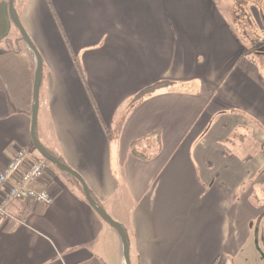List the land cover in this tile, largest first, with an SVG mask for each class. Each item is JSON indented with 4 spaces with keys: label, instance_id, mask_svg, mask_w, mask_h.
Returning a JSON list of instances; mask_svg holds the SVG:
<instances>
[{
    "label": "crops",
    "instance_id": "0c3cea01",
    "mask_svg": "<svg viewBox=\"0 0 264 264\" xmlns=\"http://www.w3.org/2000/svg\"><path fill=\"white\" fill-rule=\"evenodd\" d=\"M14 4L43 60L38 139L125 228L131 264H240L264 214V151L244 156L248 138L264 146L259 40L246 54L215 0ZM8 40L0 50V170L19 148L38 155L37 58L9 0H0V46ZM159 82L170 85L134 100ZM137 140L154 156L135 157ZM51 167L54 202H15L0 219V264H126L117 230L74 176Z\"/></svg>",
    "mask_w": 264,
    "mask_h": 264
},
{
    "label": "rangeland",
    "instance_id": "374dc122",
    "mask_svg": "<svg viewBox=\"0 0 264 264\" xmlns=\"http://www.w3.org/2000/svg\"><path fill=\"white\" fill-rule=\"evenodd\" d=\"M215 2L220 6L219 8H221L220 10L226 19H229L234 31H236V35L244 40L246 54L250 53L248 50H250L251 46H255V43L252 42L253 40H259L258 46H264V0H215ZM261 52L264 53V51ZM251 55L256 57L254 52ZM257 63L264 70V58H259ZM44 143L50 150V146L46 142ZM247 143V150H245L246 154L244 156H252L256 152L264 151L261 141L248 138ZM35 152L36 154L38 153L36 149ZM37 156L41 155L38 153ZM51 166L58 172L71 176L53 164ZM261 167L263 170L264 166ZM253 222V236L245 245L244 251L238 259H235L236 263L240 260V264H264V214L259 219L253 220Z\"/></svg>",
    "mask_w": 264,
    "mask_h": 264
},
{
    "label": "built area",
    "instance_id": "2783aa9c",
    "mask_svg": "<svg viewBox=\"0 0 264 264\" xmlns=\"http://www.w3.org/2000/svg\"><path fill=\"white\" fill-rule=\"evenodd\" d=\"M50 169L44 157L29 158L27 150L19 148L0 170V219L11 217L9 209L15 202L51 205L55 196L49 189Z\"/></svg>",
    "mask_w": 264,
    "mask_h": 264
},
{
    "label": "water",
    "instance_id": "95a60500",
    "mask_svg": "<svg viewBox=\"0 0 264 264\" xmlns=\"http://www.w3.org/2000/svg\"><path fill=\"white\" fill-rule=\"evenodd\" d=\"M15 0H9V10L10 15L12 17V20L14 24L16 25L22 39L24 42L28 45V47L34 52L37 58V68L35 72V83H34V104L32 109V121H31V137L33 141V145L35 149L38 151V153L44 157L47 161H49L51 164L56 166L58 169L74 176L79 183L82 186V189L84 191L85 197L89 205L93 208V210L110 226H112L114 229L117 230L119 233L121 240L123 242V250H124V257L126 264H131L130 261V245L128 242L127 234L125 231V228L116 220H114L108 212L100 207L98 203L94 200L91 191L86 184L85 180L82 178V176L73 170L70 166L65 164L64 162L60 161L56 156L51 154L39 141L37 133H36V126H37V120H38V111H39V96H40V87H41V71L43 66V60L42 57L36 48L35 44L33 43L32 39L30 38L28 32L24 28L21 19L19 17V14L15 8L14 4Z\"/></svg>",
    "mask_w": 264,
    "mask_h": 264
},
{
    "label": "trees",
    "instance_id": "16d2710c",
    "mask_svg": "<svg viewBox=\"0 0 264 264\" xmlns=\"http://www.w3.org/2000/svg\"><path fill=\"white\" fill-rule=\"evenodd\" d=\"M20 39H22V37H21V35H20ZM9 41L10 40H8V42H5L6 44H4V46H0V50H2V49H4V48H9L10 46H8L9 45ZM7 43H8V45H7ZM254 47H256V46H254ZM170 85V83L169 82H159V83H156V84H154V85H152V86H150V87H148V88H146V89H144V90H142L141 92H139L136 96H135V98H134V100L135 101H139V100H142L144 97H146V96H150V95H152V94H154L158 89H160V88H163V87H166V86H169ZM152 137L153 138H155V140H156V142L158 143H156L159 147H160V141H161V138H160V136H159V133L158 132H156V133H153L152 134ZM145 141V140H144ZM143 143V141L142 140H137V141H135V142H133L132 144H131V146H130V151H131V153L135 156V157H138V158H141V159H149V158H151V157H153L154 155H150V154H148V155H146V154H144L141 150H140V148H141V144ZM155 144V145H156ZM59 159V158H58ZM60 161H62L61 159H59ZM63 162V161H62ZM50 163V162H49ZM51 164V163H50Z\"/></svg>",
    "mask_w": 264,
    "mask_h": 264
}]
</instances>
